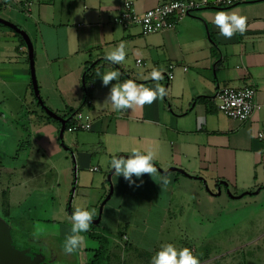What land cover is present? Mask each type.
Here are the masks:
<instances>
[{
    "label": "crops",
    "instance_id": "obj_1",
    "mask_svg": "<svg viewBox=\"0 0 264 264\" xmlns=\"http://www.w3.org/2000/svg\"><path fill=\"white\" fill-rule=\"evenodd\" d=\"M131 1L133 8L142 12L168 0ZM122 2H0V17L21 28L31 41L35 78L44 104L62 116L78 110L90 116V128L77 131L76 137L69 139L77 165V186L72 188L67 206L61 203L59 188L54 185L60 182L59 171L63 169L58 159L49 165L35 159L31 162L40 171L36 177L43 181L36 193L51 197L54 211L64 210L65 217L64 221L51 217L52 223H59L52 226L43 225L50 221H38L41 224L35 225V235L27 241L42 242V234L62 235L67 222L72 225L70 216L76 208L95 210L74 264L88 262L99 246L88 234L98 236L104 245L102 264H131L128 258L140 264L142 256L149 258L142 264H149L152 253L168 243H178V249L185 244L196 255V237L186 231L185 220L196 228L193 212L198 193L202 196L209 192L213 197L229 190V199L244 195L253 199L247 202L249 208L253 206L251 215L256 206L264 208V0L201 8L173 28L146 35L137 25L123 26L113 20ZM221 10L245 16L246 31H237L230 38L220 35L215 16ZM120 43L125 45V61L117 64L105 60L106 51ZM137 58L141 64H136ZM169 66L171 76L167 77ZM154 68L162 71L159 81L150 78ZM98 69L101 73L119 71L121 75L108 85L101 78L91 81L93 88L87 92L91 103L85 104L84 76H96ZM128 79L151 88L160 84L166 94L151 104L115 110L107 99L111 87H119ZM247 85L254 88L255 101L261 104L247 120L232 119L217 109L213 97L219 88ZM14 87L24 93H13ZM31 87L26 44L0 23V98L11 93L10 101L0 99V114L9 119V123L2 121L0 125V158L8 153L11 135L22 131L25 137L8 165L0 163V175L15 179L11 185L8 180L0 186V210L14 225L17 223L12 214L20 204L11 200L12 189L28 183L20 176L30 162V135L41 126L52 128L55 134L60 129L58 123L52 124L37 110L24 109L23 101ZM23 112L29 114L26 120L34 118L36 122L29 124L31 130L24 125L26 120L21 124L12 119ZM133 148L154 151L158 173L153 177L148 173L134 176L135 183L130 184L123 175H114L109 161L114 156L130 155ZM64 149L58 150L63 156ZM43 154H47L45 150ZM53 169L54 178L47 174ZM164 175L170 182L161 187L160 176ZM177 228L183 232L178 233ZM70 229H66L68 234ZM17 232L24 238L23 231ZM42 258L38 264H44Z\"/></svg>",
    "mask_w": 264,
    "mask_h": 264
},
{
    "label": "rangeland",
    "instance_id": "obj_2",
    "mask_svg": "<svg viewBox=\"0 0 264 264\" xmlns=\"http://www.w3.org/2000/svg\"><path fill=\"white\" fill-rule=\"evenodd\" d=\"M13 93L22 94L24 92L22 88L19 89L14 87ZM26 94L25 102L23 101L24 109L37 110L38 115H44V113L41 112V108L38 107L34 101L31 88L27 89ZM8 95H11V93L8 92ZM8 95L0 99L3 100V102L5 98L10 101L11 96ZM17 111L19 112L16 106V112ZM1 112L2 110L0 109V113ZM28 115L29 114H24V112L20 116L14 114L12 119L14 123L19 121L23 124L26 117H29ZM6 117L7 116H2L0 114V125L3 124V122L9 123V119ZM50 122L58 126L57 122L53 120ZM34 123H36L34 118H29L24 122V125L31 130L29 124ZM22 134V131H17L14 135H11L9 138L10 144L8 153L6 156L0 158V163L5 166L8 165L6 164L8 159L14 156V153H16L15 149H17L20 142L25 139ZM30 136L32 140V145L28 148V161L30 162L27 163L29 166H26L25 171L20 176L21 181L27 180L28 183L27 185H18L12 189L13 196L11 200L13 203L20 204L18 206V211L12 214L17 224L14 225V222L9 220V217L4 218V212L1 210L0 221H2L8 230L11 248L23 251L27 255L31 254L37 260L42 256L45 259L44 264H74L76 263L75 261L78 260L76 253L79 248L73 253H66L63 250V242L66 235H69L66 229L71 228V225H69L70 223L68 224L67 222L65 229L63 227L64 231L62 235L42 234L43 241L39 243H30L27 240L35 235L33 232L35 225H37V223L41 224L38 221H50L48 224L43 225L48 226L50 224V226H52L53 224H59L56 221L52 223L53 218H55V220L64 221L65 217L64 210L61 212L54 211L55 205L53 201L50 200L51 197L36 193L38 187L42 186L43 181L36 177L40 174V171L37 167L33 166L31 162H34L35 159L36 161L40 160L42 165H49L52 161L55 162L54 159H58V164H60L63 169L59 171V186H57L58 183H54V185L59 188L58 191L61 194V203L67 206L71 195L74 193L72 188L74 189L77 186L75 155L68 145L70 137H76V132L69 133L66 130L63 133V137L59 138L58 133L55 134L52 128L41 126L40 128H36L33 135ZM63 146L67 147L69 150L64 149ZM61 149H64L63 152L67 159L58 151ZM44 150L47 153L46 155L43 154ZM47 165H45L46 169ZM47 174L51 175L52 178L56 175L54 169ZM8 180H10V185L11 182H15V179H7V176H2L1 174L0 186L6 184ZM21 183L23 184V182ZM208 193L209 192H204L202 196L198 193L196 196L197 201H195V197L194 202H197V208L193 212L195 216L193 221L197 223V226H195L196 228L192 227L188 220H185L186 231L192 233V235L196 237L193 238V240L197 246L198 253L196 255L199 257V264H264V208L262 206H256L254 208V214L251 215L249 209H252L253 206L249 208L247 202L251 203L253 199L245 195L240 199H229V195L226 194L224 190L221 195H215L213 197L208 195ZM56 197H58V195H56ZM13 207L16 208L17 206ZM70 207L72 208V204H70ZM2 217L7 222H3ZM51 217L52 219H50ZM177 230L178 233L183 232L181 228H177ZM17 231H20L21 234L23 231L25 236L24 234H22V236L24 238H22ZM51 233H53V231ZM150 234L152 235V233ZM81 235H83V233H81ZM199 239L201 241H199ZM192 244L194 243L192 242ZM174 245L178 248V243H174ZM183 247H185V244ZM154 255L155 254L152 253L151 257ZM211 257H213L212 260L210 259ZM127 260L130 261L131 264L137 262V259L128 258ZM148 261L149 258L142 256L140 264ZM150 263H152V261H150Z\"/></svg>",
    "mask_w": 264,
    "mask_h": 264
},
{
    "label": "clouds",
    "instance_id": "obj_3",
    "mask_svg": "<svg viewBox=\"0 0 264 264\" xmlns=\"http://www.w3.org/2000/svg\"><path fill=\"white\" fill-rule=\"evenodd\" d=\"M215 24L220 29V35L232 37L239 31H246V17L237 13H228L218 11L215 16ZM126 49L123 43L111 50H107L104 59L113 63L125 61ZM121 73L119 71H109L101 73L97 70V77L102 79L104 85L111 81L118 80ZM150 78L159 81L163 78L162 71L153 69ZM166 94L165 88L157 84L154 88L145 87L137 84L135 80L128 79L122 82L119 87H111L109 96L115 110L132 108L134 105L151 104L158 97ZM155 152L152 150L141 151L133 148L131 154L127 156H114L109 165L111 170L114 169V175L119 177L123 175L124 179L130 184L135 183L133 177L140 178L142 174L148 173L152 177L158 173L154 165ZM170 182L168 176H160V186H166ZM95 218V210L87 208H76L71 214L72 221L70 232L66 235L63 242V250L66 253H73L79 247L84 245V236L81 233H87ZM152 264H199V257L195 255L189 247L177 248L174 244L168 243L163 245L152 257Z\"/></svg>",
    "mask_w": 264,
    "mask_h": 264
},
{
    "label": "built area",
    "instance_id": "obj_4",
    "mask_svg": "<svg viewBox=\"0 0 264 264\" xmlns=\"http://www.w3.org/2000/svg\"><path fill=\"white\" fill-rule=\"evenodd\" d=\"M256 0H168L154 5L142 12H137L131 0H123L122 7L113 20L123 26L137 25L143 35L173 28L183 17L205 7H225ZM1 2V0H0ZM141 64V59L135 60ZM172 66H169L167 77L171 76ZM93 88V83L85 85L84 103H91L87 92ZM217 109L227 117L238 121L247 120L254 110L260 109L261 104L255 101L253 87L225 86L219 88L213 97ZM72 122L67 126L69 132L85 131L90 128V116L80 110L72 115ZM262 133L258 135L261 136Z\"/></svg>",
    "mask_w": 264,
    "mask_h": 264
},
{
    "label": "water",
    "instance_id": "obj_5",
    "mask_svg": "<svg viewBox=\"0 0 264 264\" xmlns=\"http://www.w3.org/2000/svg\"><path fill=\"white\" fill-rule=\"evenodd\" d=\"M0 23L18 32L24 39V42L27 48L28 59H29L31 86H32L33 94L35 98L37 99L39 106L45 111V113L59 122L60 129H59L58 136L59 138H62L66 119L63 118L61 115L57 114L56 112H54L53 110H51L50 108H48L44 104L40 96L36 78H35V73H34L33 48H32L30 39L28 38L27 34L21 28H19L12 22L0 17ZM226 192L230 194L229 190H227ZM38 262H39V259L38 260L35 259V257L32 256L31 254L27 255L23 251H19V250H16L10 247L8 230L6 226L2 222H0V264H38Z\"/></svg>",
    "mask_w": 264,
    "mask_h": 264
},
{
    "label": "trees",
    "instance_id": "obj_6",
    "mask_svg": "<svg viewBox=\"0 0 264 264\" xmlns=\"http://www.w3.org/2000/svg\"><path fill=\"white\" fill-rule=\"evenodd\" d=\"M13 32H14V34H15L16 36H18V37L20 38V40L24 43V39L22 38V36H21L18 32L14 31V30H13ZM87 69H88V68H87ZM99 79H100V77H97V75L94 76L92 73H91L90 75H88V74L86 75V74H85V76H84V80H83V84H84L83 87H85V85H87L89 82H91V81H96V80H99ZM31 91H32V94H33L32 87H31ZM33 98H34V101H35V103L37 104V106L40 107L39 104H38V102H37V99H36L35 96H34V94H33ZM40 108H41V107H40ZM41 110H42V112L44 113V115H43V116H44V119H47V120H53V121H55V122H57V123L59 124V122H58L57 120L53 119V118L50 117L48 114H46L45 111H44L42 108H41ZM72 111H73V110H72ZM72 111H71V112H72ZM61 116H62V115H61ZM62 117L66 119V121H65V125H64V130H66L67 126L72 122V116L69 115V114H67V115H64V116H62ZM59 125H60V124H59ZM88 236H89L90 238L94 239V240H97L98 243H99V246H98L97 249H95V250L93 251L92 258H91L88 262H86L85 264H102L103 259H104V253H105V251H104V245H103L101 239H100L98 236L93 235V234H88Z\"/></svg>",
    "mask_w": 264,
    "mask_h": 264
}]
</instances>
